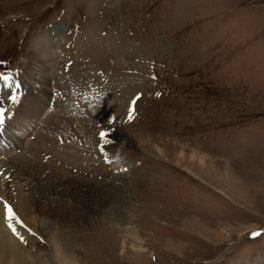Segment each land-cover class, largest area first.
<instances>
[{
  "label": "rangeland",
  "instance_id": "374dc122",
  "mask_svg": "<svg viewBox=\"0 0 264 264\" xmlns=\"http://www.w3.org/2000/svg\"><path fill=\"white\" fill-rule=\"evenodd\" d=\"M45 30L52 36H48L47 45L55 59L51 66L33 61L36 50L32 47ZM39 46L44 45L41 42ZM63 66L71 69V76L69 71H61ZM19 73L28 88L25 95L15 96L17 103L3 102L0 97V108L6 109L4 126L12 108L15 115L22 110V118L15 117L4 128V134L18 146L3 156L6 161H0V169L7 168L0 177V183L7 182L1 192L6 204L0 211V226L14 237L20 252L12 253L9 259L4 255L3 264H46L49 259L55 264L53 242L27 224L23 228L9 221L5 209L7 204L15 206L18 179H23L21 185L30 182V176L9 164L10 159L20 155L50 168L47 162L51 154L43 153L41 161L27 149L39 138L38 126L43 125L40 121L46 107L41 112L39 109L38 117L27 119L23 105L27 99H35L39 90L41 94V86L46 93L41 94L42 100L51 101L48 98L55 81L65 80V86L70 82V87L77 89L101 79L107 88L115 89L119 84L115 90L121 89L116 98L105 96L106 91H101L99 98L106 102V97L122 108L117 115L90 117L93 123L89 128L98 123L103 126L101 147L94 145L99 130L94 131L90 143L93 141L92 151L106 169L99 174L89 171L97 166L91 162L84 168L89 172L80 175L77 168L66 165L64 170L69 173L53 179L60 183L66 180L72 196L85 202L94 200L91 193L106 191L104 188L131 198L121 204L127 213L118 226L101 223L103 218L91 209L80 214V209H85L81 204L71 212L69 204L66 211H60L56 203L46 208L48 219L54 222L50 231L62 236L58 242L69 262L264 264V0H0V76ZM80 100L88 108L97 105V101ZM88 113L92 114L79 113L87 124ZM73 117L69 118L71 123L76 122ZM62 128L58 133L62 139L57 136L54 141L59 150L65 148L67 137L68 143L79 137L74 124ZM134 135L147 140V145L139 147L131 140ZM81 139L86 148L89 140ZM9 145L14 147L15 143ZM45 145L52 147L55 155L62 152L52 143ZM155 146L163 150L164 159L159 158ZM179 147L211 160L218 175L178 161L196 177L177 166L174 154ZM90 158L84 155L81 161ZM222 176L227 184L221 181ZM178 213L214 222L206 224L209 233L203 234L205 240L193 229V223L201 224ZM35 217L42 229L40 217ZM125 228L136 233V246L141 249L132 247L134 241ZM200 230L203 233L205 228ZM167 240L185 246L176 247L175 253ZM138 251L144 253L134 259Z\"/></svg>",
  "mask_w": 264,
  "mask_h": 264
},
{
  "label": "bare ground",
  "instance_id": "6f19581e",
  "mask_svg": "<svg viewBox=\"0 0 264 264\" xmlns=\"http://www.w3.org/2000/svg\"><path fill=\"white\" fill-rule=\"evenodd\" d=\"M48 36H50L52 38L50 30H45V31L41 32L36 37V41L34 42L35 46L32 47V49L36 50L35 51L36 55L33 58V61L35 62V64L41 65V63H42L43 65H45L44 63H50V66H51L52 61L55 60L53 58V56L51 58V55H53V51L48 50L47 45L50 41ZM41 42L44 46H39ZM51 69L53 71L56 68L51 67ZM52 79L57 80V78H55V77ZM59 79H61V77H59L58 80ZM15 81H17V79ZM48 82H49V80H48ZM48 82H47V84H49ZM66 82H67V79H66ZM3 83H5V82H3ZM65 84H68V82ZM53 85L56 88H58V91L60 90V92L55 95V99H57L54 102L56 112H53L50 114L48 113V115L45 114L47 116H45L44 119H42V120L40 119L41 120L40 122H42L43 127H45L46 129H56L57 131H62V129H63L62 127H64V126L70 127L71 124L72 125L74 124L75 129L73 128V130L74 131L76 130L75 133H77L76 134L77 137L79 136L78 138H79L80 142H82V144L80 145L81 147L66 144V145L62 146V147H65L64 149L59 150L60 147H57L56 143H54L55 138H54V136H52L53 131L52 132L50 130L45 131V129L40 130L38 133L39 138L36 139L35 143H33V144L31 143V145H29L30 146L29 148H27V147L26 148L29 149L30 152H33L35 158L41 159V161L44 160V156H42L43 153H46V155L51 154L50 159H48L46 156V158L48 159V162H47V160H46V162L48 163L50 168H47L48 166L45 168L44 167L45 163L44 164L36 163L37 161L32 162V161L18 157L20 155H17V157H13L12 159H10L9 164L10 165L15 164L17 166V168L19 170H21L22 173H20V174L24 173L25 175L30 176L29 177L30 182L28 181V184L26 183L27 185H23V184L21 185V183H23V179H18L19 185L18 184L15 185L16 186L15 189H17L16 194L18 193L17 199H16V194L14 195V203H15L16 207L10 206V204H7V206L11 207L13 209V212H14V218L11 220V222L13 221L17 225L19 224V226H22V227L23 226L25 227V225L27 224L30 227L34 228V230H36L38 232H42L50 240V242L51 241L53 242L54 247H53V254H52L53 258H52V260L54 261L55 264H73V263L69 262L70 259L68 258L66 252H64L63 249L61 248V244L58 242L60 235H57L56 233L50 231L51 228H53L54 222L51 221L50 219H48V216L50 214L46 213V208L48 206H51L53 203H56V205L58 206V209L60 211H66L64 209V207H65V205L69 204V206H71L69 209L71 212V211H73L72 210L73 208H74V210L77 208L76 205L81 204V206L84 207L85 209H82L80 207L81 208L80 214H82L81 210H83L85 213L87 211L92 210L93 212H95V214L100 215L103 218L100 220L101 223H103V221H105L108 224L118 226L119 224H122L126 220L125 217H126L127 212L122 209L123 207H121L122 206L121 204L122 203L126 204V202H129V200H130L129 198H131V197L128 196L129 195L128 193H131V192H128L127 193L128 195L123 193L126 195V197H122V196L117 195L116 191L112 192V190H110V189L104 188L106 191H110L109 193H106V191H103V189H102V191L97 189L93 193H91L92 196H95L94 200H92L90 202H85L84 201L85 199L82 201L80 197H75V194H74V196H72L73 192L71 190H69L68 186H66V184H67L66 180H65V183H60L59 181L58 182L55 181L56 179H53V177L55 176V178H56V176H58V175L65 176L66 170H64V167L66 165L71 166L72 169L77 168V174H80V175H82L85 172H89V171H95L99 174V172H101L105 167H104V164L100 163L101 158H99L100 159V161H99L98 155L94 154L95 150L92 151L94 149L93 143H92L93 141L91 143H90V141L92 139V135H93L95 130H94V126L89 128V125L91 124V122L93 123V119H90V117H92V118L95 117V119L101 117L103 119V118L108 117L110 115H117V111H119L120 109L122 110V108L118 107L117 104L112 103L110 100H106V102L101 101L103 103V105H101V103H97V105H95L94 107L88 108L84 103L81 102L80 96L78 95L79 94L78 91H79L80 87H82V86H80V87L78 86L79 89H75L76 92L70 93V90L74 89L73 87H70L71 85L65 86L64 84L61 83L60 80H59V82L58 81L53 82ZM41 87H42L41 89H43L41 94L43 96H46V93H44L45 89L43 88V86H41ZM6 91H8V90H6ZM41 94H40V90H39L38 94H36V96H35V99H27V102L24 105L22 104L24 107L23 112L28 115V117H25V115H24L23 116L24 118L34 119L36 116L38 117V115L40 114L39 109L41 112L46 107L48 102H46L45 99L42 100L43 96H41ZM49 94H50V92H49ZM50 96L51 95H49L48 99L51 98ZM24 100H23V102H24ZM42 102H43V105H42ZM63 103L65 104V106ZM71 104L72 105L75 104L76 106L74 105L75 107H73V106H71ZM58 108H60V109H58ZM116 108H117V110H116ZM21 111L22 110H20V112H19L20 114L18 113V115H16V119H17V117L22 118L21 117L22 116ZM88 111H91L92 114L88 113L89 115L87 118L89 119V123L87 124V123L83 122L84 119H83V117L79 116V113L81 115V113L84 112V114H85ZM57 112L59 114H57ZM24 113H22V114H24ZM55 114H57V115H55ZM71 116H74L73 118H75L76 122H74V123L70 122L69 118ZM13 118L15 119V117H13ZM80 118H82L83 120ZM63 123H64V125H63ZM63 137H64V134H63ZM80 137L86 139V141L89 140V143H88L86 148H85V144L83 143V141ZM121 140L124 141L126 139L121 138ZM131 140L135 141V143L139 147L147 145V143H146L147 140H145V142H144L141 139V137H137V135H134L133 139H131ZM48 142L52 143L54 145L55 150H58V152L59 151H62V152L57 153V155H55L52 151L53 148L52 147L48 148L45 145ZM14 143H16V142H14ZM68 145H70V146H68ZM67 146H68V148H67ZM151 147H153V145ZM77 148L85 149V150L83 152H77L76 151ZM179 148H180V150L174 154V156L177 160L174 163L177 166L181 167V165L178 162V161H181V162L187 163L189 166H191L193 168L198 169V171H200L202 173L203 172H209L212 175H218L215 168H214L213 163H211V160L206 161V157L200 153H197L195 150H188V152L185 153V151H184L185 148H182V147H179ZM154 149L158 153L159 158L164 159L163 157H164L165 153L163 152V150H161L160 148H158L156 146L154 147ZM25 150L26 149H24L22 151H25ZM24 154H26V152ZM24 154H22V155H24ZM58 154H60V155H58ZM79 154H80V156H79ZM84 155L92 156L93 158H90L89 161L82 162L81 160L83 159ZM70 157L72 159L68 160ZM75 157L77 158V160H73V158H75ZM7 162H9V161H7ZM57 162H61L59 168L56 165ZM91 162L93 163V165L98 166V167L93 166V169H97L99 167H102V168H99L98 170H93V169H91L89 171L85 170L84 168L88 167L89 166L88 164ZM75 165H77V166H75ZM45 166H46V164H45ZM1 167H3V162H2ZM113 167H116V165H113ZM181 168H183V167H181ZM183 169H185V168H183ZM47 170H48L47 176L44 177V179H43L42 175ZM185 170L188 173H190L192 176H196L191 171H189L187 169H185ZM105 171H107V170H105ZM66 173L68 174L69 172H66ZM222 177H223V179L222 180L220 179V180L222 182H224L225 184H227V182H228L227 178L224 176H222ZM13 178L14 177H12V179ZM41 178H42V180H41ZM27 179L28 178H26V180ZM60 179H61V177H60ZM6 183L7 182H3V181L0 183V211L1 212H3V205L6 204L3 202L2 198H1V192L4 190ZM9 191H10V188L8 189V192ZM30 197H31V199H30ZM100 198H101V200H98ZM92 199H93V197H92ZM16 200H17V203H16ZM50 208L51 207H49L48 210H50ZM15 211H16V213H15ZM16 214H18V215H16ZM87 215H88V213H87ZM178 215H183L184 217L193 218L196 221L195 223L201 224V225H195L193 223V225H194L193 229H195V231H199L197 233V235L200 236L201 238H203L204 240H205V238H204L203 234L209 233V229L207 230L206 224L214 225V222L204 221L202 219L196 218L194 215L184 214V213H178ZM35 216L40 217V221H39L40 226L43 228H46V232H44L43 228L41 229V228L37 227V225H36L37 223L35 221L36 220ZM77 217H78V215H76V218ZM92 220H93V218H92ZM17 221H19V222H17ZM39 223H38V225H39ZM11 224H13V223H11ZM200 228L201 229L205 228V231L203 233H201ZM125 229H127L129 239L131 241H134V243H132V247L134 249H138V250L141 249V248H137V246H136L137 243L139 242V239H138V236L136 235V233H134L131 229H128V228H125ZM3 230L4 229H2V227L0 226V264H3L4 255L6 258L8 257L7 259H9V256H11L12 253H16V255H17V253L20 252V248H18L17 243L14 242V237L11 235H8V233L6 234ZM216 233L217 232H215V233L212 232V234L217 235ZM61 237L62 236H60V238ZM61 240H59V241H61ZM167 243L171 244V248H169V249L174 251V252L176 251L175 250L176 247L180 248L181 246H185L182 244L174 243V242L169 241V240H167ZM12 249H14L15 252H11ZM142 251H138L136 253L134 252L133 258L138 259L139 256L144 253ZM47 261L48 260H46L45 263L50 264V259H49V262H47ZM257 264H260V263H257ZM262 264H263V262H262Z\"/></svg>",
  "mask_w": 264,
  "mask_h": 264
},
{
  "label": "snow or ice",
  "instance_id": "6c2138e0",
  "mask_svg": "<svg viewBox=\"0 0 264 264\" xmlns=\"http://www.w3.org/2000/svg\"><path fill=\"white\" fill-rule=\"evenodd\" d=\"M0 79H3L5 81H7L9 79V77L7 76H0ZM10 99L15 102L16 101V97L15 96H11ZM138 99V97H137ZM133 104H135V100L132 101ZM5 112L6 109L0 108V131H2L4 122H5ZM104 133H101V136H103ZM6 209H7V218L9 219V221H11L14 218V212L11 209V207L5 205ZM19 222V221H17ZM9 227H12L11 224H9ZM13 232H15V229L13 228Z\"/></svg>",
  "mask_w": 264,
  "mask_h": 264
}]
</instances>
